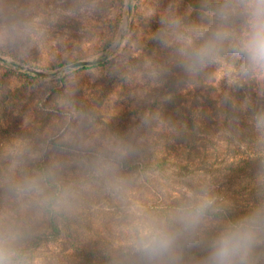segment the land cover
I'll use <instances>...</instances> for the list:
<instances>
[{"label":"clouds","instance_id":"clouds-1","mask_svg":"<svg viewBox=\"0 0 264 264\" xmlns=\"http://www.w3.org/2000/svg\"><path fill=\"white\" fill-rule=\"evenodd\" d=\"M48 19L35 0H0V48L30 50ZM160 24L153 39L187 78L226 67L229 85L253 84L264 99V0H201L195 19L169 12ZM74 92L57 99L62 121L54 127L0 139V264H34L33 242L48 225L80 216L100 198L122 212L114 264H264V163L243 214H232L236 204L210 182L186 188L163 210L146 208L133 197L140 177L126 169L138 154L139 129L164 117L144 113L128 134L103 130L92 113L77 110ZM250 123L264 152V107L252 110Z\"/></svg>","mask_w":264,"mask_h":264},{"label":"rangeland","instance_id":"rangeland-1","mask_svg":"<svg viewBox=\"0 0 264 264\" xmlns=\"http://www.w3.org/2000/svg\"><path fill=\"white\" fill-rule=\"evenodd\" d=\"M194 2L199 4L193 5ZM35 3L49 15L41 40L28 51L0 48V56L5 58L0 61V88L7 89L0 94V139L20 133L36 135L54 127L62 121L57 99L74 88L72 99L77 110L92 113L103 130L128 134L144 113L164 117L163 122L153 121L139 129L138 149L162 147L176 141V147L190 153L192 165L198 166L189 174L193 187L210 182L217 189L228 181H237L229 169H235L239 160L262 157L264 163V152L257 151L258 134L249 118L225 123L212 114L211 105L218 106L221 99L230 96V85L224 75L228 68L210 67L194 79L177 75L179 100L175 105L164 100L167 97L164 75L168 70L165 66L172 65L173 54L153 37L161 27V17L169 12L187 20L195 19L201 0H35ZM128 4L131 9L124 21ZM119 34H122L119 46L106 61L69 68L75 61L110 53ZM15 65L36 68L46 75L33 74L36 80H23L15 74ZM56 66L60 67L49 70ZM72 124L77 121L74 119ZM203 156L207 161L201 164ZM133 197L142 203L140 180ZM121 217L116 203L108 198L97 199L85 213L59 222L61 239L41 243L35 250L34 264L75 262L77 258L71 259L64 249L70 241L68 237L87 250L118 251L124 242ZM201 254L200 250L195 253Z\"/></svg>","mask_w":264,"mask_h":264},{"label":"trees","instance_id":"trees-1","mask_svg":"<svg viewBox=\"0 0 264 264\" xmlns=\"http://www.w3.org/2000/svg\"><path fill=\"white\" fill-rule=\"evenodd\" d=\"M195 2L193 5L199 4V2ZM59 67L56 66L49 70ZM165 67L168 69L164 75L167 93L165 91L162 94H167V97L164 98L165 101L175 105L180 98V86L177 83V75H185L176 70L173 63ZM14 72L20 79L36 80L35 74L33 75L20 66L15 65ZM229 93L230 96L221 99L218 106L214 105V103L211 105L212 114L225 123L235 119H238V121H242L243 118L250 119L254 108L264 107V99L257 96L255 85L253 84L244 83L238 88L230 85ZM233 98L236 100L235 104H233ZM246 100L251 101L249 106H245V103L242 106L239 105L240 101L245 102ZM175 144L177 145V142L173 141V143L162 147H148L147 150L138 149L137 156L130 160L127 165V172H135L140 177V195L142 197V205L146 208L163 210L183 193L182 188L193 187L190 184L189 174L192 173V169L196 171L198 166L192 165L190 153L179 150ZM206 161L205 156L200 159L201 164ZM261 163H263L262 157L237 161L234 165L235 169H229L230 173H232V178L235 177L237 181H228V183L215 189L223 198L236 204L232 214H243L247 210L248 203L254 199L252 183L256 170ZM61 236L62 228L60 223L51 222L46 231L33 242L34 253L41 243L59 240ZM68 238L70 241L64 249L68 251L71 259L77 258L72 264H114L117 251L112 249L87 250L77 246L76 241L72 237ZM192 251L195 254L199 249H193Z\"/></svg>","mask_w":264,"mask_h":264},{"label":"water","instance_id":"water-1","mask_svg":"<svg viewBox=\"0 0 264 264\" xmlns=\"http://www.w3.org/2000/svg\"><path fill=\"white\" fill-rule=\"evenodd\" d=\"M130 9H131V6H130V4H128L127 9H126V15L124 17V21H126L127 15L130 13ZM121 39H122V34H119L116 41L110 47V53L101 54L99 57L94 58V59H85V60L75 61L69 65V68L73 69V68H77V67L92 66V65H97L99 63L106 61L109 58L110 54L113 53L118 48ZM4 60H5V58L3 56H0V61H4ZM25 70L32 73V74L38 75V76H45L46 75L45 71L38 70V69L32 68V67H26Z\"/></svg>","mask_w":264,"mask_h":264}]
</instances>
